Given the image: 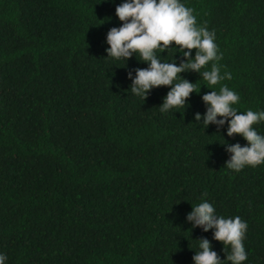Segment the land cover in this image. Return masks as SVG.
Segmentation results:
<instances>
[{
	"label": "trees",
	"instance_id": "1",
	"mask_svg": "<svg viewBox=\"0 0 264 264\" xmlns=\"http://www.w3.org/2000/svg\"><path fill=\"white\" fill-rule=\"evenodd\" d=\"M123 2L0 0L5 264H195L201 237L231 264L215 230L187 220L205 200L218 217L247 223L241 264H264V164L225 165L227 145L247 141L228 136L227 122L203 124L202 96L212 89L198 72L177 77L200 88L184 107L161 112L171 86L154 87L145 101L131 91L135 69L148 62L106 52ZM180 2L198 27L214 32L215 63L221 76L231 74L214 90L237 93L238 112L264 111V0ZM176 48L156 55L178 65L184 57ZM253 128L264 135V121Z\"/></svg>",
	"mask_w": 264,
	"mask_h": 264
},
{
	"label": "clouds",
	"instance_id": "2",
	"mask_svg": "<svg viewBox=\"0 0 264 264\" xmlns=\"http://www.w3.org/2000/svg\"><path fill=\"white\" fill-rule=\"evenodd\" d=\"M115 14L122 24L112 27L107 33V56L128 60L133 54L139 53V60L148 62V67L135 69L131 91L145 101L154 87L171 86L160 105L161 112L184 107L190 95L193 92L198 93L200 88L197 90L195 83L183 77L176 82L177 77L185 71L198 72L207 82L206 86L212 89L202 96L207 105L203 124L206 127L210 123L222 126L227 122L228 136L239 134L247 141L244 146L239 142L227 145L226 150L231 156L225 165L229 169L240 171L246 165L255 167L264 164V135L253 128L254 124L264 121V111L238 112L233 107L240 99L237 93L227 85L220 87L219 92L214 90L213 86L222 79H231V74L220 75V67L215 63L221 59L215 43V34L206 27L197 26L193 10L180 0H124L116 6ZM173 44L184 59L178 65L175 60L161 62L156 55L157 50L162 53ZM193 49L196 50L194 57L191 52ZM210 62L213 63L209 69ZM128 77L132 78L131 71ZM218 116L222 118L217 119ZM195 120H201V113H195ZM187 220L193 222V227L200 226L205 232L214 229L213 238L224 246H230L231 250L226 259L231 264H241L247 259L243 244L247 223L239 216L218 217L213 205L205 200L196 206L192 205ZM6 259L4 254H0V264H5ZM193 260L195 264H222L218 253L212 250L211 241L204 237L199 238V251L195 252Z\"/></svg>",
	"mask_w": 264,
	"mask_h": 264
}]
</instances>
